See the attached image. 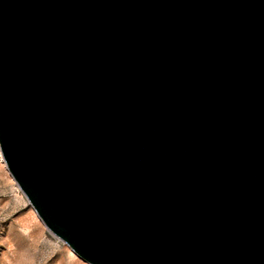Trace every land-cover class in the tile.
I'll list each match as a JSON object with an SVG mask.
<instances>
[{
  "label": "water",
  "instance_id": "95a60500",
  "mask_svg": "<svg viewBox=\"0 0 264 264\" xmlns=\"http://www.w3.org/2000/svg\"><path fill=\"white\" fill-rule=\"evenodd\" d=\"M0 149L90 264H264V0H0Z\"/></svg>",
  "mask_w": 264,
  "mask_h": 264
},
{
  "label": "rangeland",
  "instance_id": "374dc122",
  "mask_svg": "<svg viewBox=\"0 0 264 264\" xmlns=\"http://www.w3.org/2000/svg\"><path fill=\"white\" fill-rule=\"evenodd\" d=\"M0 264H90L47 228L1 160Z\"/></svg>",
  "mask_w": 264,
  "mask_h": 264
},
{
  "label": "bare ground",
  "instance_id": "6f19581e",
  "mask_svg": "<svg viewBox=\"0 0 264 264\" xmlns=\"http://www.w3.org/2000/svg\"><path fill=\"white\" fill-rule=\"evenodd\" d=\"M0 160L2 161V163L4 164V165H6V163H5V160H4V158H3V155H2V152H1V149H0ZM72 250V249H71ZM74 252V251H73Z\"/></svg>",
  "mask_w": 264,
  "mask_h": 264
}]
</instances>
